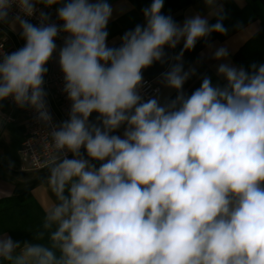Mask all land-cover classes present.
I'll return each mask as SVG.
<instances>
[{
    "label": "clouds",
    "instance_id": "obj_1",
    "mask_svg": "<svg viewBox=\"0 0 264 264\" xmlns=\"http://www.w3.org/2000/svg\"><path fill=\"white\" fill-rule=\"evenodd\" d=\"M164 2L110 45L109 0H0V27L24 41L0 43V102L48 130L54 194L30 239L0 231V264H264V63L235 65L220 46L223 85L203 75L186 93L196 70L184 52L227 35L226 15L204 0L215 23L198 13L178 23ZM54 58L70 102L58 123L44 86ZM157 62L169 64L159 83L174 98L160 88L146 98L143 71Z\"/></svg>",
    "mask_w": 264,
    "mask_h": 264
},
{
    "label": "crops",
    "instance_id": "obj_2",
    "mask_svg": "<svg viewBox=\"0 0 264 264\" xmlns=\"http://www.w3.org/2000/svg\"><path fill=\"white\" fill-rule=\"evenodd\" d=\"M238 8H243L247 4H252L257 14L256 16L248 19L239 27L229 31L227 35L218 36L212 33L206 40L197 42L194 49L185 51L183 55V64L185 70L195 68L196 74L191 76L184 84V91L190 94L193 90L198 88L201 83L203 75H208L212 78L213 84L223 85L222 78L216 75V65L223 61H216L212 59V52L220 47L225 46L230 52V61L238 65L233 58L234 53L246 43V41L256 33L260 28L264 29V0H244L241 6L232 0ZM222 2L224 10L225 4ZM113 7V16L110 19L107 30L109 32L108 42L110 45L119 44V38L123 33L129 29L134 28L137 24H143L144 19L142 13L132 4L130 0H109ZM52 13V18L55 19V7L44 9ZM200 14L209 18V23L215 16H209V9L206 7L204 0H196L194 3L189 4L182 9L175 21L182 23L186 17L194 14ZM177 14V15H178ZM225 21V20H224ZM0 35L5 39L6 44L14 51L22 47L24 41L19 38L18 30L12 31L10 26L4 25L0 27ZM264 39V31H263ZM59 45V43L57 42ZM183 47V41L177 45L175 49H167L168 56H174L180 52ZM46 67L48 68L47 75L55 68H58L57 60L54 58ZM169 64L154 63L151 67L143 71L145 78L156 79L160 86L161 96H170L174 98L176 93L174 90L164 88L159 83V76L165 72ZM48 96L53 101L49 91ZM53 104V102H52ZM55 109V107H54ZM11 107L4 101L0 102V198L8 196H17L30 192L40 206L45 211L54 201V194H52L47 187L46 178L48 175V167L40 169H23L21 167L19 145L23 139L25 126L22 123V117L14 111L16 115L15 122H6L4 114L10 112ZM95 113L92 114L91 119H94ZM122 131V130H121Z\"/></svg>",
    "mask_w": 264,
    "mask_h": 264
},
{
    "label": "trees",
    "instance_id": "obj_3",
    "mask_svg": "<svg viewBox=\"0 0 264 264\" xmlns=\"http://www.w3.org/2000/svg\"><path fill=\"white\" fill-rule=\"evenodd\" d=\"M142 13V9L150 5L151 0H130ZM196 0H165L162 9L163 14H170L173 19L179 16V12ZM225 4L223 13L226 15L223 21L228 32L239 27L248 19L256 16L257 11L252 4L238 8L232 0H222ZM56 8V6H54ZM178 14V15H177ZM216 18L210 21L215 23ZM263 27L254 33L244 45L233 55L234 60L245 68L255 62L264 63V39ZM227 32V33H228ZM217 34V33H216ZM218 36H223L217 34ZM45 211L30 192L17 196L0 198V231H9L15 239H30L42 223Z\"/></svg>",
    "mask_w": 264,
    "mask_h": 264
},
{
    "label": "built area",
    "instance_id": "obj_4",
    "mask_svg": "<svg viewBox=\"0 0 264 264\" xmlns=\"http://www.w3.org/2000/svg\"><path fill=\"white\" fill-rule=\"evenodd\" d=\"M42 7V6H38ZM30 22L37 23L35 18H30ZM57 42L62 44L61 39H57ZM0 43H4L5 49L8 52L13 51L7 44L5 39L0 35ZM148 82V86L144 88V93L147 96L153 94V90L160 88L156 79L145 78ZM45 89L49 91L52 98V102L47 97L50 111L53 115L54 122H60L67 119V113L70 108V102L66 99V95L62 92L63 77L58 68L53 69L48 75L45 76ZM11 107V111L4 114V120L6 122H15L16 115L14 111H17L22 117V123L25 126V132L23 139L19 145V155L21 161V167L23 169H40L48 167V160L50 159L52 152V144L48 130L45 126L39 124L34 119V113L25 108H18L11 99L4 101ZM55 107V109H54Z\"/></svg>",
    "mask_w": 264,
    "mask_h": 264
}]
</instances>
